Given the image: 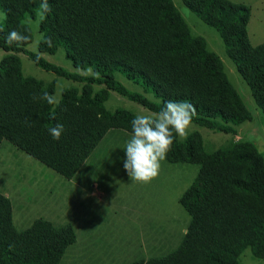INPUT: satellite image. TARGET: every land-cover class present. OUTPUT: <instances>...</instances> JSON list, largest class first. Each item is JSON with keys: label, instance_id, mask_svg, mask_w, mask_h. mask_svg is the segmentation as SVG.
<instances>
[{"label": "trees", "instance_id": "16d2710c", "mask_svg": "<svg viewBox=\"0 0 264 264\" xmlns=\"http://www.w3.org/2000/svg\"><path fill=\"white\" fill-rule=\"evenodd\" d=\"M181 1L216 30L264 119V41L255 46L248 41V7L230 0ZM40 3L0 0V49L6 52L0 60V141L12 143L62 177L75 174L108 130L131 134L136 114L122 107L106 109L108 90L151 113L159 112L167 100H186L195 108L192 123L224 133H234V126L250 117L220 59L205 48L202 37L189 33L172 0H48L51 11L38 21L37 52L53 54L62 48L71 66L91 68V75L67 71L25 49L31 33L23 20L32 17ZM13 29L29 39L9 46L4 36ZM16 51L41 69L86 86L80 94L66 89L58 106L34 100L44 92L52 95L53 82L23 76ZM113 73L142 92L127 89ZM90 84L105 88L92 92ZM57 123L64 131L54 140L48 129ZM165 159L199 165L177 199L188 215L187 226L167 253L124 264H240L237 257L245 248L264 258L262 151L239 141L208 152L197 134H189L182 141L175 137ZM74 241L68 223L53 225L36 218L17 230L9 200L0 194V264H58Z\"/></svg>", "mask_w": 264, "mask_h": 264}, {"label": "rangeland", "instance_id": "374dc122", "mask_svg": "<svg viewBox=\"0 0 264 264\" xmlns=\"http://www.w3.org/2000/svg\"><path fill=\"white\" fill-rule=\"evenodd\" d=\"M248 7L246 23L248 41L255 46L264 41V0H230ZM192 36L202 37L205 48L215 53L223 72L243 101L250 117L234 126V133L208 129L191 122L187 135L197 134L204 150L226 149L239 141H249L264 155V119L255 105L251 92L225 54L223 42L215 29L200 21L184 7L181 0H172ZM3 13L0 10V21ZM40 11L25 16L31 40L24 47L37 52L40 40L38 21ZM6 54L0 49V60ZM20 60L23 76L43 82H53L56 99L66 89L80 94L85 82L57 76L36 66L23 51L14 52ZM46 61L67 71L91 75L89 68L79 70L71 66L62 48L53 54L38 53ZM113 78L131 91L141 88L113 73ZM92 92L105 88L104 84H90ZM152 99L149 93H144ZM104 107H122L137 114H154L125 97L108 90ZM130 133L110 129L85 158L70 178H64L12 143L0 141V194L10 203L11 221L17 230L41 218L53 225L68 223L75 241L67 246L58 264H124L135 259L162 255L179 242L188 222V215L178 204V197L195 176L199 165L186 162H160L158 175L148 183L132 182L123 168L124 146ZM179 141L184 138L177 137ZM240 264H264V258L254 257L245 248L237 257Z\"/></svg>", "mask_w": 264, "mask_h": 264}, {"label": "clouds", "instance_id": "9594fccd", "mask_svg": "<svg viewBox=\"0 0 264 264\" xmlns=\"http://www.w3.org/2000/svg\"><path fill=\"white\" fill-rule=\"evenodd\" d=\"M39 11L43 20L51 11L48 0H41ZM4 39L12 46L27 41L29 37L13 29L4 36ZM46 42L51 46L50 38ZM87 71L91 72L92 69L89 68ZM33 99L46 101L49 105L59 104L56 97L48 92L39 97L33 96ZM194 115L195 108L188 101L167 100L159 112L137 114L131 120V135L123 148L125 151L123 168L132 182L148 183L158 175L160 162L166 158L175 137L186 138ZM63 131L64 125L60 123L48 129L54 140H59Z\"/></svg>", "mask_w": 264, "mask_h": 264}]
</instances>
